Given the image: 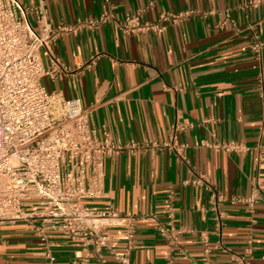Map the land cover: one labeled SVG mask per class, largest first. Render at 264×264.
<instances>
[{
	"label": "crops",
	"instance_id": "obj_1",
	"mask_svg": "<svg viewBox=\"0 0 264 264\" xmlns=\"http://www.w3.org/2000/svg\"><path fill=\"white\" fill-rule=\"evenodd\" d=\"M44 8L52 24L111 19L94 29L66 33L44 51V62L59 57L70 71L46 76L49 91L79 98L92 111L94 124L107 125L121 143L168 139L171 125L189 124L180 133L186 161L169 150L123 151L105 159V196L93 201L120 213L142 216L131 251L132 264H203V236L212 246V264H264V162H254L264 144V45L258 57L255 36L264 41V2L248 0H19ZM141 9L155 22L164 13L191 11L161 31L123 32L126 13ZM35 23V15L29 13ZM242 141L246 153L227 152L206 142ZM204 173L227 197L249 196L258 185L255 208L226 201L221 234L215 230L211 193L183 182ZM174 214L179 245L171 246L157 225ZM112 246L125 247L124 228L111 227ZM252 238L251 251L248 239ZM230 251H229V250ZM80 250L82 257L76 258ZM92 256L87 257L88 253ZM60 235L42 240L28 223H0V264H119L106 250Z\"/></svg>",
	"mask_w": 264,
	"mask_h": 264
},
{
	"label": "built area",
	"instance_id": "obj_2",
	"mask_svg": "<svg viewBox=\"0 0 264 264\" xmlns=\"http://www.w3.org/2000/svg\"><path fill=\"white\" fill-rule=\"evenodd\" d=\"M262 2L248 0L245 6H258ZM29 13L35 15V23L29 19ZM190 13H164L152 22L138 9L126 13L122 30L129 35L157 32L164 23H180ZM111 16L104 11L99 17L54 25L41 6L24 7L19 0H0V223H28L46 242L60 235L80 241L85 249L92 247L100 258L106 250L119 264H132L131 251L142 216L93 203L105 196V159L123 151L151 149L172 151L180 161H186L187 143L180 139V133L190 125L176 120L164 141L132 139L121 143L113 138L107 125L94 124L91 109L85 108L79 98L49 91L43 83L46 76H61L70 71L59 57L50 56L49 62H44V51L49 50L53 41L66 33L94 29ZM263 45L264 41L255 36L252 50L258 57ZM205 144L227 152L249 150L244 142L235 140ZM255 149L254 162L260 167L264 162V144ZM183 183L202 186L211 193L218 234L224 224L222 206L226 201L244 203L253 210L260 194L259 186L255 185L249 196L227 197L204 173H195ZM111 227L124 228L121 238L126 244L122 250L111 244L113 236L107 233ZM157 229L171 246L188 256L187 250L179 245L181 231L174 225L172 211ZM203 242V264H212L208 257L212 246L207 235L203 236ZM248 243L251 251V237ZM90 256L89 252L87 257ZM75 257H82L80 250L75 251ZM237 261L249 264L242 256ZM168 264H173V260Z\"/></svg>",
	"mask_w": 264,
	"mask_h": 264
}]
</instances>
